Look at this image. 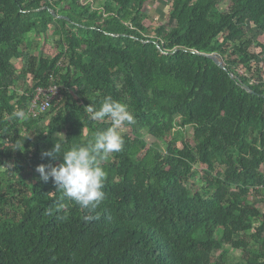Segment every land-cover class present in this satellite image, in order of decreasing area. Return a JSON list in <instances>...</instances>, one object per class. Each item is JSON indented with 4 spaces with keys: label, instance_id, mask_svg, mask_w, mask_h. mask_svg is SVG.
Returning a JSON list of instances; mask_svg holds the SVG:
<instances>
[{
    "label": "trees",
    "instance_id": "trees-1",
    "mask_svg": "<svg viewBox=\"0 0 264 264\" xmlns=\"http://www.w3.org/2000/svg\"><path fill=\"white\" fill-rule=\"evenodd\" d=\"M94 1L0 0V264H264V0H171L160 22L148 0ZM106 97L135 123L84 209L36 168L111 127L86 109Z\"/></svg>",
    "mask_w": 264,
    "mask_h": 264
},
{
    "label": "clouds",
    "instance_id": "clouds-1",
    "mask_svg": "<svg viewBox=\"0 0 264 264\" xmlns=\"http://www.w3.org/2000/svg\"><path fill=\"white\" fill-rule=\"evenodd\" d=\"M94 120H111V127L98 131L93 142L87 146L72 147L63 152V162L57 166L39 165L36 168L41 180L53 181L57 190L73 200L81 208H96L104 199L103 191L106 171L100 162L106 160L111 153L123 149L124 139L119 129L125 124L135 123V117L128 111L127 106L106 97L98 110L92 106L86 108ZM62 144L55 143L54 147L42 153V156L54 159L61 154ZM92 217H85L90 220Z\"/></svg>",
    "mask_w": 264,
    "mask_h": 264
},
{
    "label": "rangeland",
    "instance_id": "rangeland-1",
    "mask_svg": "<svg viewBox=\"0 0 264 264\" xmlns=\"http://www.w3.org/2000/svg\"><path fill=\"white\" fill-rule=\"evenodd\" d=\"M101 1L102 0H95L93 2V5L92 7L93 8H99L101 6ZM151 1V4H149V0L147 3H145L144 5V10L146 11V13H149V16H151L152 18H155L156 20H158L157 22H160L162 20H165V18L167 17V14H168V11L170 9V3L169 1L171 0H150ZM161 8L162 10V16L159 15L157 12L158 10ZM226 8V4H219V9L220 10H224ZM157 22H154V23H157ZM144 25L146 27H149L147 28L148 30V33L147 35H153V29L156 25H154V23L151 24V22L149 21V19L147 20H144ZM54 37L52 38H48L47 42H41L39 45L38 43L37 44H34L33 46V51H36L37 49L41 50L42 54H44V56H52V55H55L60 48H58L56 46V43H54ZM258 41L262 44H264V35H261L259 38H258ZM36 49V50H35ZM37 54V51L35 52ZM14 66L15 67H19L20 66V61H16L14 60ZM264 70V69H263ZM119 131L121 132V134H124V133H127L128 131L124 128H120ZM191 137V131L190 129L187 130L186 134H185V139H190ZM144 138L147 140V142L149 144H151L152 142H154V139H152L151 137H148L146 134L144 135ZM197 170L199 172H201V168L197 167Z\"/></svg>",
    "mask_w": 264,
    "mask_h": 264
},
{
    "label": "built area",
    "instance_id": "built-area-1",
    "mask_svg": "<svg viewBox=\"0 0 264 264\" xmlns=\"http://www.w3.org/2000/svg\"><path fill=\"white\" fill-rule=\"evenodd\" d=\"M51 1V0H45ZM59 93L58 86L50 84L47 87H38L33 91L31 100V111L33 114H38L48 109L52 101L56 98Z\"/></svg>",
    "mask_w": 264,
    "mask_h": 264
},
{
    "label": "water",
    "instance_id": "water-1",
    "mask_svg": "<svg viewBox=\"0 0 264 264\" xmlns=\"http://www.w3.org/2000/svg\"><path fill=\"white\" fill-rule=\"evenodd\" d=\"M210 59H212L215 64H217L221 69H225L224 65L221 63L219 57L217 55H207Z\"/></svg>",
    "mask_w": 264,
    "mask_h": 264
},
{
    "label": "crops",
    "instance_id": "crops-1",
    "mask_svg": "<svg viewBox=\"0 0 264 264\" xmlns=\"http://www.w3.org/2000/svg\"><path fill=\"white\" fill-rule=\"evenodd\" d=\"M51 35V34H50Z\"/></svg>",
    "mask_w": 264,
    "mask_h": 264
}]
</instances>
